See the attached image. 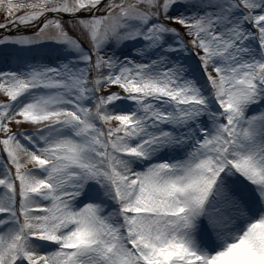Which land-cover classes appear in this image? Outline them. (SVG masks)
I'll return each instance as SVG.
<instances>
[{
    "label": "snow or ice",
    "instance_id": "snow-or-ice-1",
    "mask_svg": "<svg viewBox=\"0 0 264 264\" xmlns=\"http://www.w3.org/2000/svg\"><path fill=\"white\" fill-rule=\"evenodd\" d=\"M0 264H264V0H0Z\"/></svg>",
    "mask_w": 264,
    "mask_h": 264
}]
</instances>
